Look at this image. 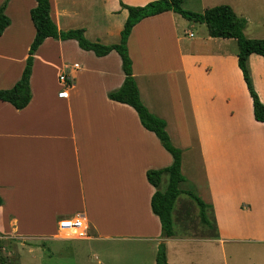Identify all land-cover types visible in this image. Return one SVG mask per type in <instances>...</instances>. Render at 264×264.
<instances>
[{
  "label": "crops",
  "instance_id": "0c3cea01",
  "mask_svg": "<svg viewBox=\"0 0 264 264\" xmlns=\"http://www.w3.org/2000/svg\"><path fill=\"white\" fill-rule=\"evenodd\" d=\"M48 1L57 29L82 28L89 41L118 42L126 17L118 0ZM120 1L143 5L151 0ZM34 5V0L6 3L0 89L20 76L34 34L29 18ZM176 15L163 11L141 19L131 28L126 48L139 98L165 121L170 141L181 150L180 172L195 180L211 226L191 225L199 208L183 192L170 216L171 225L186 233L177 235L172 227L171 236L161 237L149 206L154 188L144 173L169 165L171 156L130 106L108 99L123 79L118 54L95 56L73 39L46 37L33 54L28 103L15 109L0 100V238L17 244L31 238L85 240L91 239L90 229L94 239L108 240L107 248L130 254L133 264H155L159 242L167 264L184 260L183 250L192 242L203 243L207 260L216 263L223 261V244L230 240L264 243V122L252 117L236 56L223 47L229 38L205 32L183 48L178 33L183 22ZM186 31L182 28L183 35ZM63 45L70 54L61 64ZM247 67L264 103V58L248 55ZM63 68L69 78L65 89L57 81ZM63 89L65 95L57 96ZM233 112L239 119L230 127ZM68 217L84 223L85 238L61 236L57 222ZM169 253L177 259L170 260Z\"/></svg>",
  "mask_w": 264,
  "mask_h": 264
},
{
  "label": "trees",
  "instance_id": "16d2710c",
  "mask_svg": "<svg viewBox=\"0 0 264 264\" xmlns=\"http://www.w3.org/2000/svg\"><path fill=\"white\" fill-rule=\"evenodd\" d=\"M34 1V7L29 10V18L34 28V34L27 48L24 65L19 78L13 85L9 88L0 89V100L9 103L15 109H21L28 103L30 99L28 79L33 54L46 37L58 40L73 39L80 49L91 51L95 56H103L114 50L120 58L123 79L117 89L107 93L108 99L130 106L136 113L140 125L152 132L162 148L171 156L169 165L157 169H147L144 173L146 181L154 188L149 198V206L151 212L158 219L161 237L165 238L172 235L170 211L174 199L182 192L187 194L198 205L200 221L211 226L204 213L206 205L194 194L178 188L179 183L184 181V177L180 172L181 150L171 143L165 130V121L149 112L139 98L132 76L131 60L126 48V39L131 28L137 22L163 11H171L188 21L204 24L206 33L210 37L233 39L236 44V65L250 98L252 117L259 122H264V103L259 100L253 88L248 72L247 58L250 54H256L264 58V39L245 37L242 34L243 20L237 17L226 4H217L205 8L202 12H194L182 8V0H151L143 5H128L118 0L120 8L126 10V17L119 31L118 42L106 45L86 39L82 28L57 29L50 18L49 1ZM7 2L8 0H3L0 3V34L9 23L8 17L3 12ZM163 174L166 175V184L163 189H159L160 179ZM154 261L155 264H167L162 242H159L156 246Z\"/></svg>",
  "mask_w": 264,
  "mask_h": 264
},
{
  "label": "rangeland",
  "instance_id": "374dc122",
  "mask_svg": "<svg viewBox=\"0 0 264 264\" xmlns=\"http://www.w3.org/2000/svg\"><path fill=\"white\" fill-rule=\"evenodd\" d=\"M217 4L228 5L235 15L243 20L242 34L245 37L264 39V0H183L181 7L194 12H202L205 8ZM176 16L178 20L183 22V25L178 28L179 35L183 36V48L189 47L197 38L205 34L206 28L204 24L189 22L179 15ZM182 28L187 29L184 35L182 34ZM188 32L192 33L191 38L187 37L186 33ZM228 40L226 43H223V47L229 56H231L236 54V44L233 39ZM212 47H214V44H212ZM64 50L66 51V48L63 45V51L60 54L61 58L59 60L61 64H64V57H66V60H69V49L65 53ZM237 118L236 112L230 115V127L235 124ZM230 141L236 142V138H232ZM194 177L197 178V176ZM194 181L193 177L189 179H185L184 177L181 188L196 196ZM165 184L166 175L163 174L160 179L159 189L164 188ZM196 209L198 210L197 207ZM197 215L191 220V225L199 230L201 228L199 213ZM172 227L177 235L186 233L183 230L184 228L180 230L175 222H173ZM188 230H191V232H188L189 234L196 232L192 229ZM60 232L64 238V232ZM87 234L91 239L31 238L22 244L4 241L3 238H0V264H133L130 254H128L129 258L124 251L119 250L116 246L107 248L108 240H102L101 238L94 239L95 233L90 229L87 230ZM123 242H117L116 244L121 243L123 245ZM183 251L186 254V258L184 260L178 258L174 264H264V243L230 240L223 244L224 259L223 261H218V263L207 260L208 257L203 248V243L192 242L190 249L186 248ZM169 255L170 260L174 261L177 259L176 256L172 257L173 253L172 255L169 253Z\"/></svg>",
  "mask_w": 264,
  "mask_h": 264
},
{
  "label": "built area",
  "instance_id": "2783aa9c",
  "mask_svg": "<svg viewBox=\"0 0 264 264\" xmlns=\"http://www.w3.org/2000/svg\"><path fill=\"white\" fill-rule=\"evenodd\" d=\"M188 36H192L191 32H188ZM67 65L65 66V68ZM71 68H76L77 64H70ZM57 81L62 84L64 89L69 85V78L67 77L64 68L57 75ZM61 90L57 93V96L62 97L65 95V90ZM57 227L60 231L64 232L66 237H76V238H85L86 237V228L84 223L78 218L68 217L58 220Z\"/></svg>",
  "mask_w": 264,
  "mask_h": 264
}]
</instances>
